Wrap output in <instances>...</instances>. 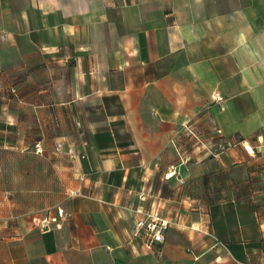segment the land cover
I'll list each match as a JSON object with an SVG mask.
<instances>
[{
    "label": "crops",
    "instance_id": "obj_1",
    "mask_svg": "<svg viewBox=\"0 0 264 264\" xmlns=\"http://www.w3.org/2000/svg\"><path fill=\"white\" fill-rule=\"evenodd\" d=\"M116 260L264 264V0H0V264Z\"/></svg>",
    "mask_w": 264,
    "mask_h": 264
},
{
    "label": "built area",
    "instance_id": "obj_2",
    "mask_svg": "<svg viewBox=\"0 0 264 264\" xmlns=\"http://www.w3.org/2000/svg\"><path fill=\"white\" fill-rule=\"evenodd\" d=\"M16 92V91H15ZM213 100L217 102H221L224 100L219 93L213 94L212 95ZM57 150L58 151H63L64 147L62 144H57ZM34 151L36 153H43L44 149L41 145V143H36L34 144ZM69 153L74 154L73 150H70ZM80 192H75L73 195H79ZM148 218H143L138 221V223L135 226V233L138 237L140 235H146L147 238L149 239L150 243H164L165 241V230L167 228L168 223L156 216H147ZM56 218L51 217V218H46L43 219L42 222L40 223V228L42 229L43 232H49L53 228V223L56 222Z\"/></svg>",
    "mask_w": 264,
    "mask_h": 264
},
{
    "label": "trees",
    "instance_id": "obj_3",
    "mask_svg": "<svg viewBox=\"0 0 264 264\" xmlns=\"http://www.w3.org/2000/svg\"><path fill=\"white\" fill-rule=\"evenodd\" d=\"M44 236H45V239H46L47 244H48V246H49V241L53 238V235H51V233H46ZM52 249H53V248H52ZM52 249L49 247L48 250L52 251ZM114 263H115V264H127V263H124V262L119 261V260H116Z\"/></svg>",
    "mask_w": 264,
    "mask_h": 264
}]
</instances>
